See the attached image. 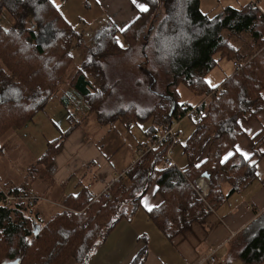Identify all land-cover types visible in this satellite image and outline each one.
<instances>
[{
    "label": "trees",
    "instance_id": "obj_1",
    "mask_svg": "<svg viewBox=\"0 0 264 264\" xmlns=\"http://www.w3.org/2000/svg\"><path fill=\"white\" fill-rule=\"evenodd\" d=\"M137 2L148 10H138L123 28L107 23L71 77L64 80L73 60L70 49L79 45L80 34L51 0H0V138L9 128L29 122L63 83L68 88L59 97L61 104L78 105L81 117L95 112L102 124L118 119L125 124L141 122L157 115L165 129L172 118L186 112L176 91L179 82L193 93L209 95L208 101L197 106L199 112L205 109L203 117L195 116L193 131L180 145L183 167L163 165L162 144L137 157L110 182L108 197L92 199L82 188L64 199L67 209L48 219L39 218L33 207L22 203L0 204V264L16 259L18 264H66L69 260L82 264L113 225L134 211L152 183L163 201L149 216L171 236L201 220L207 204L223 199L221 177L231 184L230 192L253 177L250 159L236 152L227 159L225 155L243 134L239 120L253 118L264 109V13L249 3L226 5L209 16L200 9L199 0ZM242 33L249 36L248 53L232 41ZM117 35L123 38V46ZM117 57L140 59L141 73L133 80L132 93H114L119 80L110 79L107 66ZM222 57L237 62L239 68L210 87L205 76ZM154 71L165 80L163 92L154 89ZM61 140L48 143L42 160H51ZM203 172L209 174L205 196L194 188V180ZM236 252L245 264L263 261L264 211L244 228ZM138 257L133 264L139 263Z\"/></svg>",
    "mask_w": 264,
    "mask_h": 264
},
{
    "label": "crops",
    "instance_id": "obj_2",
    "mask_svg": "<svg viewBox=\"0 0 264 264\" xmlns=\"http://www.w3.org/2000/svg\"><path fill=\"white\" fill-rule=\"evenodd\" d=\"M93 1L102 8L100 17L104 18V23L113 22L120 28L137 16L138 5L142 3ZM253 1L258 7L256 0ZM233 69L224 79L233 73ZM67 88L63 83L57 95L29 122L21 127H11L0 141V156L5 155L3 162L0 160L2 188L9 191L26 189L41 196L33 207V213L41 219L50 218L60 210L58 207L67 209L64 199L77 195L82 188L91 195L102 192L135 161L130 157L127 163L117 162L111 154L118 147L108 152L112 143L105 140L104 126L114 122L99 123L96 116L86 117L90 113L81 117L77 113L78 105L64 107L61 104L59 97ZM208 98L209 95L202 97L199 103ZM148 120L149 126L143 131L145 138L151 135L147 132L157 135L164 128L151 118ZM239 124L243 134L225 156L236 152L245 158L241 152L247 153L245 159L254 164V174L249 181L238 184L230 192L231 184L221 177L219 188L223 199L213 205L207 204L201 220L184 226L171 236L157 227L145 206L146 202L153 209L163 201L156 184L152 183L134 211L113 225L82 264H133L138 256V264H245L237 255V244L244 228L264 211V109L253 118H241ZM61 137L58 151L51 160L43 161L48 143ZM7 138L9 142L5 141ZM143 140L137 141L135 152ZM8 154L12 159L7 157ZM211 253L214 262L207 259ZM66 264L77 263L69 260ZM258 264H264V259Z\"/></svg>",
    "mask_w": 264,
    "mask_h": 264
},
{
    "label": "rangeland",
    "instance_id": "obj_3",
    "mask_svg": "<svg viewBox=\"0 0 264 264\" xmlns=\"http://www.w3.org/2000/svg\"><path fill=\"white\" fill-rule=\"evenodd\" d=\"M52 1L60 7L59 9L62 10L63 17L70 23V25L74 27V29L81 34L80 35L81 41L79 42V45L77 47L72 45L70 49V53L73 57V60L69 66V69L67 70V75L64 79V80H68L71 77L73 70L82 61L81 59H83V57L85 58V56L87 55L88 51L92 46L95 35L106 24L104 23L105 21L104 18L100 17L101 15L100 11L102 8L96 5L93 0H52ZM249 1L252 0H199V7L204 13H207L209 16H212L215 13H217L223 6L230 5L234 7H240L248 3ZM256 3H258V7L264 13V0H256ZM117 41H119L120 45L122 46L124 45V40L121 37V35H117ZM232 41L236 44L237 47L240 48L242 52L244 51V53L245 52L248 53L247 50V43L249 41L248 35L244 33L237 34L236 36H234ZM138 47L139 46H137V51H138ZM135 51H136V47H135ZM217 56L218 54L215 55V57ZM139 61L140 59L133 61L130 60L129 58L117 57L111 59L108 62L107 69L110 79L112 77L113 80L114 79L119 80L118 82L119 84L117 85V88L114 93L118 91L119 94H122L126 90L128 91V93L129 91L132 93L131 88L134 89L133 80L137 77L138 73L139 74L141 73L139 71L140 68L137 66ZM231 61L232 60L227 57H222L218 60L216 65L205 76V81L208 84V86L213 87L219 84L224 79V77L227 74H229V72L233 67L231 66ZM154 75L156 77L154 89L157 90L158 92L159 91L163 92V83L165 82L163 76H160V74L155 71H154ZM91 78H93L92 81H95L94 77ZM61 88H62V84L59 87V90ZM176 91L178 93L179 101H181L182 103H187L191 107H195L196 105H198L202 97H205L203 94L193 93L183 82H179L176 85ZM125 95L128 94L125 92ZM208 100L209 98L206 99V101ZM160 103L162 104L163 101H160ZM188 111L189 109L180 119L173 118L175 129L178 130L177 138H179L178 139L179 144L175 146L174 148L175 151H173V159L174 161H176L175 163L179 167L185 164V156L181 152L180 145L185 142L189 134L193 131L192 129L194 126V120L196 119L194 114H191V117H189L187 115ZM89 116L93 118L96 116V114L95 112L94 113L92 112L86 117ZM151 119L157 123L160 122V118L157 115L152 117ZM152 120L151 122L153 123ZM149 123L150 122L148 119L142 120L141 122H137V123L134 121L128 124H125L120 121H116L111 125L104 126V129L107 131L105 140H109L112 143L109 146V148H107L108 152H111L113 149L118 147V149L113 154H111L113 157L115 156L117 162L127 163L130 157H133L135 159L138 157L137 152H135V146L137 141L139 140L141 141L145 138L143 131L148 128ZM8 130L2 134L0 138L1 142L4 140L3 138H5L6 136L5 134L8 132ZM7 140L8 138L5 141L6 142L10 141ZM4 156H5L4 153L0 156V160L2 162ZM7 157L9 159H12L9 156V154L7 155ZM43 161H49V158H44ZM207 185L209 189V180H207ZM194 188H196L195 184H194ZM205 202H208V200ZM58 208L60 209L59 211L62 210L61 207Z\"/></svg>",
    "mask_w": 264,
    "mask_h": 264
},
{
    "label": "built area",
    "instance_id": "obj_4",
    "mask_svg": "<svg viewBox=\"0 0 264 264\" xmlns=\"http://www.w3.org/2000/svg\"><path fill=\"white\" fill-rule=\"evenodd\" d=\"M249 4L256 6L255 2L249 1ZM234 70H238L239 65L237 62H233ZM201 103V102H200ZM200 103L198 105H200ZM195 107H188L186 103H184V108H186V111L189 109L187 115L194 114L196 117H203L205 112V109L203 112L197 111V106ZM183 116H180L179 114L174 117L175 119H180ZM178 142L177 138V131L175 129V124L173 121V118L170 120L168 126L163 129L160 133L157 135H154L153 137H146L141 144H139L137 148V156L141 157L142 155L146 154L148 151L157 148L158 146L164 144L165 150L163 154V165L164 166H173L175 165V161L173 159V151L175 148L176 143ZM196 190L201 196H205L208 191V185L207 180L203 177H198L195 180ZM109 186V185H108ZM107 186V187H108ZM107 187L99 193L92 194V199L98 198L100 195H103L105 197H108V191ZM42 199L41 196L31 193L30 191L26 189H21L15 193H9L5 189L2 188L0 184V204L1 205H11V204H17L22 203L26 206L34 207V205L39 202ZM207 259L210 262H214L215 258L213 256V253H211Z\"/></svg>",
    "mask_w": 264,
    "mask_h": 264
},
{
    "label": "snow or ice",
    "instance_id": "obj_5",
    "mask_svg": "<svg viewBox=\"0 0 264 264\" xmlns=\"http://www.w3.org/2000/svg\"><path fill=\"white\" fill-rule=\"evenodd\" d=\"M133 2L136 3L137 0H133ZM138 6H139V8H140V10H141L142 12L148 10V9H147V6H146L145 4H142V3H141V4H139ZM122 30H123V29H122ZM117 42L119 43V41H117ZM121 46H122V45H121ZM238 151H239V149H238ZM241 154L244 155L245 158H247V153H243V152H241ZM228 155H231V153H229ZM227 158H228V157L225 156V159H227ZM221 162H223V161H221ZM145 206L148 208L149 211L152 210V207L149 206L146 202H145Z\"/></svg>",
    "mask_w": 264,
    "mask_h": 264
},
{
    "label": "water",
    "instance_id": "obj_6",
    "mask_svg": "<svg viewBox=\"0 0 264 264\" xmlns=\"http://www.w3.org/2000/svg\"><path fill=\"white\" fill-rule=\"evenodd\" d=\"M200 177H203L204 179L209 180V174L207 172H203L200 175ZM2 264H18V260L16 259V260L11 261V262L10 261H7V262H4Z\"/></svg>",
    "mask_w": 264,
    "mask_h": 264
}]
</instances>
